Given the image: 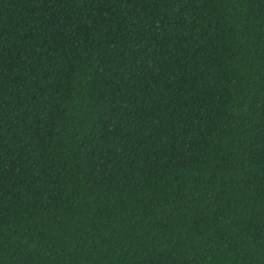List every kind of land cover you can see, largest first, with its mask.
<instances>
[{
	"label": "trees",
	"instance_id": "1",
	"mask_svg": "<svg viewBox=\"0 0 264 264\" xmlns=\"http://www.w3.org/2000/svg\"><path fill=\"white\" fill-rule=\"evenodd\" d=\"M0 264H264V0H0Z\"/></svg>",
	"mask_w": 264,
	"mask_h": 264
}]
</instances>
